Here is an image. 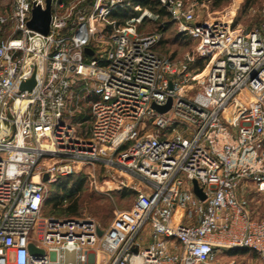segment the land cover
<instances>
[{
	"label": "built area",
	"instance_id": "1",
	"mask_svg": "<svg viewBox=\"0 0 264 264\" xmlns=\"http://www.w3.org/2000/svg\"><path fill=\"white\" fill-rule=\"evenodd\" d=\"M212 1L50 0L43 33L27 23L47 0H9L0 264H209L229 248L264 263V215L241 183L264 200V11L245 28L234 23L238 5L226 17L202 14ZM170 23L191 44L179 59L158 49ZM168 98L166 111L152 106ZM95 165L108 189L135 192L131 207L107 227L86 215L43 217L48 186Z\"/></svg>",
	"mask_w": 264,
	"mask_h": 264
},
{
	"label": "rangeland",
	"instance_id": "2",
	"mask_svg": "<svg viewBox=\"0 0 264 264\" xmlns=\"http://www.w3.org/2000/svg\"><path fill=\"white\" fill-rule=\"evenodd\" d=\"M9 0H0V14L4 13L5 7ZM238 5V6H237ZM237 6V8H235ZM235 8L234 23H238L245 28H250L259 22L261 13L264 11V0H222L216 4V0L212 1V5L208 9L201 8V13L209 10L210 16L226 17V13ZM233 11V10H232ZM155 27V23L151 22L144 26H139V31H147ZM189 42L177 40L175 36V26L170 23L169 28L162 35L158 49L171 56L173 59H179L184 52L190 49ZM196 67H200V63H196ZM201 68V67H200ZM90 171L86 174L81 172L78 175H67L60 178L56 183L48 186L46 199L48 197L58 196L62 193L69 192V188L74 184L75 178L82 180L81 186L66 195V199L60 201H50L43 209V217L46 216H89L94 218L102 227H107L112 221L115 211L126 210L131 207L135 192L128 188H107L109 184H103L104 169L95 165L90 167ZM96 177V187L90 181L89 173ZM76 183V182H75ZM245 185L244 192L254 198L250 201V208L256 216L264 215V200L254 192V185L249 182L241 181ZM64 185V188L61 185ZM76 201L77 209L74 214H70L65 209L70 203ZM70 259L71 256L68 255ZM209 264H264L256 256V254L248 249L229 248L220 250L216 254V258Z\"/></svg>",
	"mask_w": 264,
	"mask_h": 264
},
{
	"label": "water",
	"instance_id": "3",
	"mask_svg": "<svg viewBox=\"0 0 264 264\" xmlns=\"http://www.w3.org/2000/svg\"><path fill=\"white\" fill-rule=\"evenodd\" d=\"M51 18V9H50V0H47L46 2V7L44 9L40 8L39 6H34L31 11V18L28 20V26L31 28H34L36 30H39L43 33H46L49 28V22ZM85 52L91 53L92 51L89 48L85 49ZM34 78L31 76L27 80H23L20 84L21 89H30L34 85ZM171 104V98H168L167 102L163 105H157L155 103L152 104V106L157 109L160 112L166 111ZM43 179H47V175L45 174L43 176ZM193 190L194 192L199 195L201 198L204 197L202 194L201 189L198 187L197 183L194 181L193 182ZM98 234H101V229L97 230ZM29 250L32 254L37 255V254H42L43 250L36 248L33 244L29 245Z\"/></svg>",
	"mask_w": 264,
	"mask_h": 264
},
{
	"label": "trees",
	"instance_id": "4",
	"mask_svg": "<svg viewBox=\"0 0 264 264\" xmlns=\"http://www.w3.org/2000/svg\"><path fill=\"white\" fill-rule=\"evenodd\" d=\"M138 1H140L142 4H149L150 6H154V5H156V2H157V0H138ZM222 0H216V4H219L220 2H221ZM154 8V7H153ZM175 36H176V38H177V40H180V41H182L176 34H175ZM182 42H184V41H182ZM160 43V42H159ZM171 57V56H170ZM172 58V57H171ZM73 175H78V174H73ZM76 182V183H75ZM81 182H82V180L79 178L78 180H77V178H75V181H74V184L76 185L75 187H73V185L69 188V192H67V193H62V194H60V195H56V196H54V197H48L46 200H45V202H44V206L45 205H47V203L48 202H50V201H53V200H55V201H62L63 199H66V195H68L70 192H72L73 190L75 191L76 189H78L80 186H81ZM64 185L65 184H63V185H61V187L62 188H64ZM77 204H76V201H73L72 203H70L65 209L67 210V212L68 213H70V214H74L75 212H76V209H77ZM70 216V215H69ZM242 249H246V248H241V250Z\"/></svg>",
	"mask_w": 264,
	"mask_h": 264
}]
</instances>
